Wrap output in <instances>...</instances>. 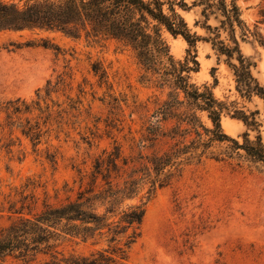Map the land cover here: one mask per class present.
I'll use <instances>...</instances> for the list:
<instances>
[{
	"label": "rangeland",
	"instance_id": "rangeland-1",
	"mask_svg": "<svg viewBox=\"0 0 264 264\" xmlns=\"http://www.w3.org/2000/svg\"><path fill=\"white\" fill-rule=\"evenodd\" d=\"M193 1L197 0H184L188 10L179 6L176 10L193 32L204 36L201 8L192 6ZM260 2L238 0L250 28ZM208 23L213 25L214 20ZM259 30L264 36V24ZM163 36L172 56L183 60L186 41L168 32ZM40 38L50 39L59 51L11 44L37 43ZM240 47L255 61L253 74L264 84V47L251 37L240 41ZM196 55L199 67L190 72L192 83L211 86L219 100H236L247 113L258 111V125L250 127L224 114L223 131L239 142L245 132L250 139L260 134L264 141L263 101L238 97L232 71L209 42L199 40ZM143 74L131 50L115 40L75 39L59 32H0V229L21 215L30 216L73 196L79 170L89 171L105 148L120 145L128 158L166 148V139H141L144 125L156 120L152 114L169 92ZM48 81L54 88L46 95ZM17 98L33 106L31 113L12 111L9 102ZM36 101L43 113L34 109ZM198 115L211 126L205 112ZM26 119L38 121L41 129L35 146L20 132ZM228 143L214 144L215 150ZM50 154L53 160L48 159ZM141 228L126 264H264V173L231 159L203 158L185 165L170 184L155 191Z\"/></svg>",
	"mask_w": 264,
	"mask_h": 264
},
{
	"label": "trees",
	"instance_id": "trees-1",
	"mask_svg": "<svg viewBox=\"0 0 264 264\" xmlns=\"http://www.w3.org/2000/svg\"><path fill=\"white\" fill-rule=\"evenodd\" d=\"M176 6L189 9L184 0H0V32H59L75 39L115 40L131 50L146 80L154 77L159 87L169 88L167 98L152 114L156 120L144 125L141 138L166 139V148L140 152L136 158L123 156L117 144L103 149L89 171L79 170L73 196L30 216L21 215L0 229V264H126L131 247L141 236L147 203L158 188L179 176L185 165L203 158L231 159L264 173L262 136L250 139L245 132L239 142L221 127L224 114L242 120L247 127L257 126L258 111L247 113L236 100H219L211 86L190 81V72L199 67L196 44L203 40L232 71L238 97H258L264 104V84L253 74L255 61L240 47V41L249 37L264 47L259 30L264 24V0L253 28L243 19L238 0L193 1L192 6L201 8L204 36L191 30ZM210 19L213 25L208 23ZM164 32L186 41L183 60L172 56ZM40 41L11 44L59 51L50 39ZM93 70L98 73L99 68L93 66ZM99 76L103 78V70ZM52 88L48 81L45 94ZM9 103L15 113H31L33 108L19 98ZM34 104L39 114L44 112L37 101ZM198 112L206 113L210 127ZM20 132L33 146L40 142L38 121L33 124L26 119ZM224 142L229 143L215 150L214 144ZM50 157L53 155L48 157L53 160ZM137 198L139 202H132Z\"/></svg>",
	"mask_w": 264,
	"mask_h": 264
}]
</instances>
